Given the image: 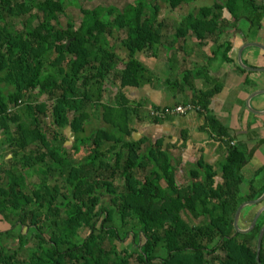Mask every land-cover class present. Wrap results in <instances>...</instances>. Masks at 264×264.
<instances>
[{"label": "trees", "instance_id": "1", "mask_svg": "<svg viewBox=\"0 0 264 264\" xmlns=\"http://www.w3.org/2000/svg\"><path fill=\"white\" fill-rule=\"evenodd\" d=\"M67 1L0 0V143L6 144L0 154V221L11 227L0 231V264H257L264 211L247 233H235L233 218L243 201L262 194L264 178L241 194V169L251 152L231 144L227 128L209 113L211 91L194 89L189 104L204 109L206 126L226 145L224 159L218 170L198 159L181 185L162 139L133 138V118H141L144 102L129 99L122 89L152 80L136 57L146 49L153 55L166 43L182 49L189 35L199 43L216 40L220 27L235 29L233 20L243 13L250 20L245 39L255 38L264 24L262 0L214 1L170 25L158 18L159 11L192 0L81 8L78 25L60 20ZM224 7L233 20L221 16ZM113 36L125 50L123 59L110 42ZM221 45L223 59L230 61L231 42ZM189 75L185 69L184 77ZM105 81L121 88L109 103L102 101ZM89 107L103 124L85 136ZM149 116L160 123L169 114ZM68 127L75 140L70 151L63 145ZM15 168L38 177L28 183ZM255 207L242 210L239 217L247 221L240 226L249 225ZM183 214L198 223L189 225ZM27 228L35 232L33 246L27 245ZM129 233L133 252L118 250L114 240ZM15 237L17 246L8 247L6 241ZM259 259L264 264V234Z\"/></svg>", "mask_w": 264, "mask_h": 264}, {"label": "crops", "instance_id": "2", "mask_svg": "<svg viewBox=\"0 0 264 264\" xmlns=\"http://www.w3.org/2000/svg\"><path fill=\"white\" fill-rule=\"evenodd\" d=\"M245 24L247 23L245 22ZM246 28L247 26L244 27L243 30L241 29V32L234 31L233 36L230 35L229 37V35H227L222 40L219 38L216 40L207 39L205 42L199 43L198 40L195 39L196 43L193 44L195 50L188 48V50L186 49V51H184V48H182L185 53V61L188 60L189 62H187L189 64L192 63L191 67H184L182 65L183 60H181V65L176 66L178 73H176L177 75L170 83H168V77H166L165 73H162V67L167 66L168 62L173 61L175 63H180V61H178V59L176 60V58L172 60L168 54L169 51L165 49L161 57L162 66L155 67L154 64H152L154 63L153 61L160 58L151 53V57L148 56L150 58L144 60L143 64L149 70H153V74H155V72L157 75L162 73L164 80L161 82L160 78H157L158 80L152 79L140 87L132 88L131 93L133 92L136 94L133 97L125 93L129 99L143 101L144 105L148 104L149 106L155 105L162 107L181 102L185 103L184 106L189 105L193 107H189L190 109L185 113L173 112L160 123L153 122L149 114L146 116L142 114L143 117L140 119L141 121L145 119V124L136 117L138 119L137 123L141 122L143 125L142 127H137V124L133 125L134 123H132V126L136 128L135 132H137V134H135V132L132 133L133 137L138 140L140 137L139 135H141V137L145 136L147 133L145 126H149L150 131L156 130L157 132L153 134L154 137H147V139L151 142L162 139L164 141V144L162 143L163 147L169 146L171 154H182V157L179 159H182L181 163L189 166V169L195 168L197 166V160L201 158L204 160V163L211 165L217 170L219 168V156L225 155L226 145L221 138L215 136L209 127L206 126V114L204 109L189 104L192 98V92L189 95L186 93L188 95L187 98L179 97V95L184 93L187 87L194 90V86L196 85V90L202 89L204 91H211V95L208 96L209 102L207 105L209 113L213 115L221 125L227 128L228 134L233 137L232 142L242 144L247 151L251 152L241 169L243 176L241 185L242 195L252 191L250 189L252 183L254 188L261 186L264 178V93L259 92L260 90H264V72L248 70L242 72L237 69V65H239L237 62V54L241 46L245 42H258V38H264V30L261 34H258L259 37L257 35L255 38L248 37L245 39V34L242 32L246 30ZM228 41L231 42V48L227 52L230 61L215 59L218 53L215 54V50H213L212 46H215L218 50L222 46V43L224 44V42ZM194 58L195 60L193 61L192 59ZM241 58L248 66L264 68V51L258 47H246L242 50ZM151 59L152 62L150 61ZM197 66L202 69L203 72L198 70ZM157 68L158 70L155 71ZM185 69L192 73L187 79L181 75V73L184 74ZM155 80L157 82H154ZM195 80L199 82L197 83L196 81L194 83L193 81ZM175 82L178 84L180 83L178 89L174 88V86L171 87V85L176 84ZM211 84L212 86L207 88V86ZM253 94L255 95L252 96ZM251 96L252 98H250ZM247 101H249L250 107L247 105ZM145 109L148 111L149 108L145 107ZM1 140L2 135L0 133V142ZM219 153L220 155H218ZM5 158H10V154H6ZM260 168L263 169L262 172H258ZM216 180H220V177L217 176ZM254 205H256L254 208L255 215L259 209L264 207V199ZM244 208L242 210H244ZM263 211L264 209H262L260 214ZM253 217L250 219L249 225ZM246 221L247 218L240 219V217H238L239 227L242 229L247 228L249 225L247 227L240 226V223Z\"/></svg>", "mask_w": 264, "mask_h": 264}, {"label": "rangeland", "instance_id": "3", "mask_svg": "<svg viewBox=\"0 0 264 264\" xmlns=\"http://www.w3.org/2000/svg\"><path fill=\"white\" fill-rule=\"evenodd\" d=\"M129 1L131 2L133 0H69V1H67L68 4H67V7L65 8L64 14L60 15L61 16L60 20L63 23H65L67 20L73 21L75 23V25H78L79 21L81 20V17H82L81 8H83V9H91L92 7H95L97 5H103V6L113 5L114 7L118 8V9H122L126 5V3H128ZM214 1H218V2L223 3L222 2L223 0H192L189 3H182L180 6L176 7L173 10L169 9V7L162 8L159 11V13H158V18L166 20L165 23H167L169 25H170V23L173 24L175 22H180L181 18L183 16H185L188 12H196L198 7L212 5V3ZM226 11L227 10L225 9V7L221 9V16L222 17L225 16ZM226 18L230 19V21L233 20V18H231L230 16H228ZM245 22H247V21L244 20V19H240V22H239L240 24H238V28L236 30H238V31L241 30V29L243 30L244 27L249 26L248 24H245ZM170 28L171 29H169V31H171L173 33L174 30L172 29V27H170ZM220 29H221L220 32H218L219 33V35H218L219 37L218 38L220 40L224 39L227 35L233 36V33L235 31V30L231 29V26H225L223 28L220 27ZM120 35L122 36L123 33H121ZM189 37L190 38H188L187 41L182 45L183 48H184V51H186V49L188 50V48H191L192 50H195V46L193 44L196 43V40L191 35H189ZM258 37H259V35H258ZM258 39H260V38H258ZM110 42L114 45L115 52L118 54V56L123 59L124 56H126V54H125V50L123 49V47L120 44L119 39H116L115 36H113V37L110 38ZM212 48H213V50H215V54L218 53L216 55L215 59H217V60L219 59L220 61L221 60H225V59H223V50L225 48V47H223V45L218 50L215 48V46H212ZM165 49H166V51H167V49L168 50L171 49V51H169L168 54L170 55L172 60L174 58H176V60L178 59V61H180V63H175V62L171 61V62H168L167 66L162 67L163 70H161V71H162V73H165L166 77H168V83H170V82H172L174 80L175 76L177 75L176 73H178V69H177L176 66L177 65H181V60H183L182 61V65L184 67H187V66L191 67L192 63L189 64L188 60H187L188 62L185 61V58H184L185 57V53L183 52V49L182 50L180 48L178 49V48L174 47V45H172L170 43H166V44H164V46H160L159 48H155V51L157 50V54L156 55H157V57L160 58V59H157L156 61H153L154 63H152V64H154L155 67L162 66L161 64H163V63H162V58L161 57L164 54ZM151 53H153V52H151L150 50L146 49L145 51L137 53L136 57H137V59L139 61H141L143 63L144 60H147V58L151 57ZM208 53H209V51H208ZM148 56H150V57H148ZM207 56H209V55H207ZM192 60L194 61L195 58L192 59ZM150 61L152 62V59ZM119 64L121 65V63H119ZM193 65H196V64H193ZM201 65H202V63H201ZM197 69L200 70L201 72H203V70L200 69L198 66H197ZM157 70H158V68L155 69V71H157ZM148 71L153 74V70L150 69ZM162 73L157 75V73L155 72V74H153V78L152 79L160 78V80L162 82L164 80V77L162 76ZM181 75L184 76V74H182V73H181ZM170 76H171V78H170ZM193 76H195V75H193ZM196 81H197V83L199 82L198 80H195L193 82L195 83ZM154 82H157V81L155 80ZM103 86H104V90H103V95H102V101L105 102V103L112 102L115 99V96L119 93V89L121 90V88H119V84L117 82L112 83L110 81H105ZM211 86H212V84L207 86V88H209ZM171 87H173V85H171ZM200 87H202V86H200ZM194 88L197 89V85L194 86ZM176 89H178V88H176ZM122 90L124 91V93L128 94L131 97L136 95L133 92L131 93L132 89H130V88L122 89ZM192 91H193V89H190V88L187 87L185 89L184 93L179 95V97L187 98L188 95ZM141 92L143 93L142 90H141ZM40 99H42V97ZM145 107L149 108L148 111H146ZM151 107L152 106H149L148 104H145V105L141 106L140 110H139V116L143 117L142 114L145 115V116L147 114H149V111L152 110ZM88 112L90 114V118H89V122L85 126V133H84L85 136L89 135L97 127L102 126V124H103L102 121L99 120V114H98V111L95 108L89 107L88 108ZM136 119H137L136 117L133 118V122H132V123H134L133 125L137 124L136 125L137 127H142L143 124H141V122H143L145 124V119H143L142 121L140 119L139 121H141V122H139V123H137L138 119L137 120ZM45 122L50 124V118H45ZM145 129L147 131L145 136L148 137V138L154 137L153 134L155 132H157L156 130H151L150 131V127L149 126H147V127L145 126ZM66 130H65V132L67 134V140L63 142V145L68 151H70V147L73 144V142H75V140H74L73 134L70 131L68 132ZM132 136H133V134H132ZM139 136H140L139 137V139H140L141 135H139ZM48 137L51 138V134H48ZM4 147H6L5 143L0 144V154L4 153ZM172 154H173L172 155L173 156L172 164H177L178 165V168H176L177 182L179 184H181V185H185L189 181V168L190 167L187 166L184 163H181L182 159L178 161V159H177L178 156H180V158L182 157L181 153L178 154V155H176L174 153H172ZM218 155H220V153ZM223 159H224V156L220 155L219 156V160H218V162H219L218 166L220 165V163L222 162ZM192 160H194V159H192ZM199 160L204 162V160L201 159V158H199ZM14 161L16 162L17 160H14ZM0 163H1V159H0ZM254 163H256V162H254ZM6 167H7V164L4 163L3 164V168H6ZM17 167H19V166H17ZM13 172H14L15 175H19V174L24 173L26 182H28V183L36 181V177H38V174H33L32 170L31 169H27V168L26 169L15 168V169H13ZM139 174H141V173L139 172ZM217 176L220 177V173H218ZM217 176H216V178H217ZM162 184H164V182H162ZM104 198L108 199L107 196H103L102 199H104ZM182 216H183V218L186 220V222L189 225L196 224L199 221L198 219L190 218L189 216H187L185 214H183ZM9 229H11V227L7 223L0 221V231L5 232L6 230H9ZM13 230L16 231V229H13ZM23 231H24V233L26 235V239L28 241L27 245L28 246H33L36 243V241H37L36 238L34 237V233L35 232L31 228H27L25 230L23 229ZM131 234L132 233H129L127 235V237H125L122 241H117L115 239L114 240L115 247L118 250H120L122 248H128L129 251L133 252L134 245L132 243ZM14 236H16V234H14ZM16 242H17L16 241V237L13 240H12V238H9V240L6 241V244H7L8 247H15V246H17Z\"/></svg>", "mask_w": 264, "mask_h": 264}, {"label": "water", "instance_id": "4", "mask_svg": "<svg viewBox=\"0 0 264 264\" xmlns=\"http://www.w3.org/2000/svg\"><path fill=\"white\" fill-rule=\"evenodd\" d=\"M263 4H264V0H263ZM248 46H255V47H258L260 49H262V51H264V45L260 42H256V41H249V42H245L241 48L239 49L238 51V54H237V62L239 64V66L244 69V70H248V71H263L264 72V68H259V67H251V66H248L246 65L242 58H241V53H242V50L245 49L246 47ZM259 92H262L264 93V90H260ZM258 93V92H257ZM256 93V94H257ZM255 94H253L252 96H254ZM252 96L250 98H252ZM247 105L250 107V104H249V101H247ZM66 131H70V128L68 127ZM71 132V131H70ZM135 134H137V132H135ZM135 140H137L135 137H133ZM163 144H164V141H163ZM264 199V190L262 192V194L258 197V198H255V199H252V200H247V201H244L242 202L236 209L235 211V214H234V218H233V227H234V230H235V233H247L249 232L255 225L256 221H257V218L259 217L260 215V212L262 211L263 208L259 209L256 214L254 215L253 217V220L251 221L250 225L245 228V229H241L239 226H238V217H239V213L241 212V210L247 206V205H253V204H257L259 203L260 201H262ZM264 234V223L263 225L261 226L260 228V231H259V234H258V237H257V242H256V256H255V259H256V262L257 264H261L260 262V259H259V252H260V248H261V241H262V236Z\"/></svg>", "mask_w": 264, "mask_h": 264}, {"label": "built area", "instance_id": "5", "mask_svg": "<svg viewBox=\"0 0 264 264\" xmlns=\"http://www.w3.org/2000/svg\"><path fill=\"white\" fill-rule=\"evenodd\" d=\"M193 108L191 106H183V105H177V106H174L173 109H169V108H166V109H159L157 111L155 110H151L150 111V115L152 116H164L165 114H171L173 112H180V113H185L187 110H189L190 108Z\"/></svg>", "mask_w": 264, "mask_h": 264}, {"label": "flooded vegetation", "instance_id": "6", "mask_svg": "<svg viewBox=\"0 0 264 264\" xmlns=\"http://www.w3.org/2000/svg\"><path fill=\"white\" fill-rule=\"evenodd\" d=\"M262 2H263V0H262ZM228 16H230V14H229V12L228 11H226V14H225V16H223V18L224 17H228ZM231 17V16H230ZM240 17V18H239ZM239 17L237 18V19H234L233 21L235 22V24H236V28L235 29H232V30H235V31H238V30H236L237 28H238V23H239V21H240V19H244V20H246L247 22V24L249 25L250 24V20L247 18V15L246 14H241V15H239ZM222 18V17H221ZM232 18V17H231ZM249 20V21H248ZM263 26H262V28L260 29L261 31L262 30H264V24H262ZM248 28H249V26H247V28H246V30H244L242 33L243 34H247V32H248ZM239 32H241V30H239ZM230 36V35H229ZM258 40V39H257ZM259 41H261L260 43H262L263 45H264V40H263V38L261 39H259ZM258 41V42H259ZM231 144H233V142H231ZM245 201H247V200H245ZM244 202V201H243ZM239 226V225H238ZM242 229V228H241Z\"/></svg>", "mask_w": 264, "mask_h": 264}, {"label": "clouds", "instance_id": "7", "mask_svg": "<svg viewBox=\"0 0 264 264\" xmlns=\"http://www.w3.org/2000/svg\"><path fill=\"white\" fill-rule=\"evenodd\" d=\"M150 114V113H149Z\"/></svg>", "mask_w": 264, "mask_h": 264}]
</instances>
